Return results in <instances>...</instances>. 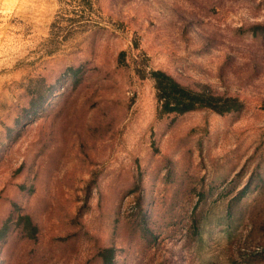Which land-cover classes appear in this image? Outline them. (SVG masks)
<instances>
[{"label": "rangeland", "instance_id": "rangeland-1", "mask_svg": "<svg viewBox=\"0 0 264 264\" xmlns=\"http://www.w3.org/2000/svg\"><path fill=\"white\" fill-rule=\"evenodd\" d=\"M109 259L264 264V0H0V264Z\"/></svg>", "mask_w": 264, "mask_h": 264}, {"label": "trees", "instance_id": "trees-1", "mask_svg": "<svg viewBox=\"0 0 264 264\" xmlns=\"http://www.w3.org/2000/svg\"><path fill=\"white\" fill-rule=\"evenodd\" d=\"M151 76L155 80L157 99L162 114H185L201 108L222 114L237 111L242 107L241 102L236 98L217 95L209 89H192L183 86L162 70L152 71ZM24 219L31 228H34L28 216ZM105 253L113 254L112 250H106ZM104 263L111 264V261L109 259Z\"/></svg>", "mask_w": 264, "mask_h": 264}]
</instances>
